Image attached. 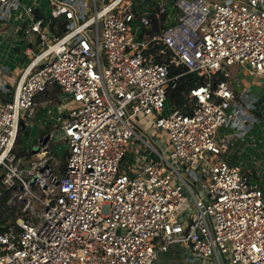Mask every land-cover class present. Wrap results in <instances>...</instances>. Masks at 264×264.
<instances>
[{
  "label": "built area",
  "instance_id": "1",
  "mask_svg": "<svg viewBox=\"0 0 264 264\" xmlns=\"http://www.w3.org/2000/svg\"><path fill=\"white\" fill-rule=\"evenodd\" d=\"M102 3L50 0L37 16L24 0H0L1 12L27 16L16 29L29 42L7 99L0 69V197L9 191L16 214L0 222V264H264V183L225 157L220 134L246 124L229 69L264 77V0H175L177 17L159 27L135 0ZM172 65L185 69L171 76ZM193 72L185 110L164 114L170 86ZM56 86L65 104L44 105ZM61 107L33 153L27 126ZM62 134L56 172L48 143ZM141 141L155 158L124 166ZM34 154L43 157L28 165Z\"/></svg>",
  "mask_w": 264,
  "mask_h": 264
},
{
  "label": "crops",
  "instance_id": "2",
  "mask_svg": "<svg viewBox=\"0 0 264 264\" xmlns=\"http://www.w3.org/2000/svg\"><path fill=\"white\" fill-rule=\"evenodd\" d=\"M24 2L27 5H34V13L36 14L38 11L41 13L40 16H44L50 10V0H24ZM161 9L167 12L168 18L169 13L175 9V0H150L148 8H146L150 13H157ZM23 18H27V16L22 15L20 11L12 12V9H6L0 13V56L7 57L9 60L15 59L18 55L27 56L25 52L29 45L28 37L24 36L23 31L16 29V24ZM6 21L12 25L9 30H4ZM229 70L233 89L236 96L245 102L247 113L246 124L238 127L231 121L221 128V136L227 137L231 142L225 157L240 164L246 171L251 172L255 178L264 183V77L249 76L236 67H231ZM1 71L8 81L7 69H1ZM19 75L17 72L12 82H15ZM13 89L14 87L8 81V89L6 92H1V98H9ZM144 133L148 136L151 135L148 131ZM132 160H134L133 157ZM137 161L143 162V158L139 156ZM128 165L130 164L127 163L124 166L128 167Z\"/></svg>",
  "mask_w": 264,
  "mask_h": 264
},
{
  "label": "rangeland",
  "instance_id": "3",
  "mask_svg": "<svg viewBox=\"0 0 264 264\" xmlns=\"http://www.w3.org/2000/svg\"><path fill=\"white\" fill-rule=\"evenodd\" d=\"M102 1L103 0H99V6L103 4ZM105 1H109V0H105ZM139 1H141V6L139 5ZM149 1L150 0H135L134 7L137 10L143 11L144 9L148 8ZM177 14H178V7L175 6V9L172 12H170L168 15V21L171 22L172 20H174L175 17H177ZM5 23L6 24H5L4 30H9L10 27L12 26L11 23L8 21H6ZM134 30L135 29L133 28V31ZM26 59H27V56L24 57L23 55H18V57H16L15 59H10V60L7 57L0 56V68L2 70L7 69L8 78H9L7 79L13 87L15 86V83L18 77L15 80V82H12V80L15 79L16 73L18 72V74H20L22 67L26 65L27 63ZM64 98H65L64 94H62L59 90H54L53 92L48 93L42 101L48 100L44 102V105H47L49 100H51L49 104L59 103V105H62V104H65V100H63ZM171 106H172V102L169 99L166 102L164 114L167 115L171 112ZM45 112L46 111L40 113L39 117H37L36 120L33 121V127H31L30 124L27 126L28 132H26L24 136L25 143H23V145L25 146L28 143L29 147L33 146V149H32L33 153H35L37 149V137L40 133V127L44 125L46 126V130L54 128L53 124L50 123L52 122V118L56 117L57 115H61L63 117L66 113V109L65 107H61L60 109L55 108L52 113L44 114ZM61 125H62V121L61 122L58 121L57 129H60V127H62ZM21 133L22 135L24 134L23 131H21ZM141 134L143 135L145 139H147L148 141L155 142L161 148H164V150H168L171 148L170 145L163 138H161L162 136L160 133L153 138L151 136L146 135L143 131H141ZM63 141L64 139H60L59 141H56L54 143L50 141V145L52 144L54 145L55 155H56L57 163H58L56 164V170H55L56 172H59V169L61 170V166L65 159V153H66L67 147ZM141 144L142 145L138 147L131 145V148L129 149V153L126 156L125 161L123 162V165H127L128 163V164H131L134 169H139L142 164V162L137 161L139 156L142 157L144 161L155 158V155H153L154 153L152 149L143 141H141ZM140 149L142 150L141 152H140ZM131 153L133 154V156ZM132 157L134 160H132ZM37 159H38V156L34 154L30 158H28L26 162L29 165L31 161L37 160ZM258 181L259 180L255 177L252 180L253 183H256ZM0 210L3 211L2 215L5 221H9L11 219H14V217H16L15 210L9 207L8 205H6V210L4 209V207L1 208L0 206ZM175 255H176V251H169L165 254V258L174 259Z\"/></svg>",
  "mask_w": 264,
  "mask_h": 264
},
{
  "label": "trees",
  "instance_id": "4",
  "mask_svg": "<svg viewBox=\"0 0 264 264\" xmlns=\"http://www.w3.org/2000/svg\"><path fill=\"white\" fill-rule=\"evenodd\" d=\"M37 15H41L38 11H36ZM154 24L156 27L162 26L163 23L167 20V12H163L160 14V17H156V13L153 14ZM62 30H65V25L62 26ZM185 68L172 65L170 68V75L174 76L178 73L184 71ZM199 76L197 73H186L182 75L179 79L175 81V86L169 88V99L171 100L172 104L177 108H182L185 110L187 103H188V94L190 89L198 82ZM172 85V83H171ZM55 90H59L56 86ZM1 186V185H0ZM9 196L8 190H3L2 197L0 198V206L1 208L4 207L6 210L7 199ZM3 211L0 210V222H4Z\"/></svg>",
  "mask_w": 264,
  "mask_h": 264
},
{
  "label": "water",
  "instance_id": "5",
  "mask_svg": "<svg viewBox=\"0 0 264 264\" xmlns=\"http://www.w3.org/2000/svg\"><path fill=\"white\" fill-rule=\"evenodd\" d=\"M22 125H23V127H24V124L22 123ZM48 139H49V135H44V136H42L41 138H40V141L42 142V143H46L47 141H48ZM43 154H39L38 156L39 157H43L42 156ZM0 171H1V169H0Z\"/></svg>",
  "mask_w": 264,
  "mask_h": 264
},
{
  "label": "bare ground",
  "instance_id": "6",
  "mask_svg": "<svg viewBox=\"0 0 264 264\" xmlns=\"http://www.w3.org/2000/svg\"><path fill=\"white\" fill-rule=\"evenodd\" d=\"M58 139H59V140H60V139H65V137H64V135L62 134V135H60V136L58 137ZM48 145H50V141H49Z\"/></svg>",
  "mask_w": 264,
  "mask_h": 264
}]
</instances>
